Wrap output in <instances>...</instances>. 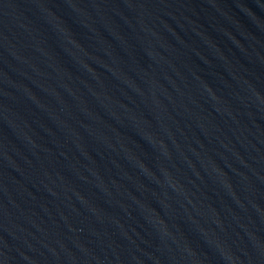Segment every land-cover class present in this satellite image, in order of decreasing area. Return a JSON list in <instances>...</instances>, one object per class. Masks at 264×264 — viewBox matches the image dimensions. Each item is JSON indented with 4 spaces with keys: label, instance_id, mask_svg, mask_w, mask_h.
Instances as JSON below:
<instances>
[{
    "label": "water",
    "instance_id": "water-1",
    "mask_svg": "<svg viewBox=\"0 0 264 264\" xmlns=\"http://www.w3.org/2000/svg\"><path fill=\"white\" fill-rule=\"evenodd\" d=\"M0 264H264V0H0Z\"/></svg>",
    "mask_w": 264,
    "mask_h": 264
}]
</instances>
